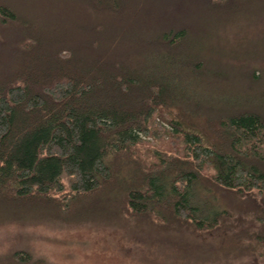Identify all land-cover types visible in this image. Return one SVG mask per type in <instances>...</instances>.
<instances>
[{
    "label": "trees",
    "instance_id": "1",
    "mask_svg": "<svg viewBox=\"0 0 264 264\" xmlns=\"http://www.w3.org/2000/svg\"><path fill=\"white\" fill-rule=\"evenodd\" d=\"M228 29L256 50L205 42ZM3 43L0 225L124 214L264 244L244 225L264 224V0H0Z\"/></svg>",
    "mask_w": 264,
    "mask_h": 264
},
{
    "label": "rangeland",
    "instance_id": "2",
    "mask_svg": "<svg viewBox=\"0 0 264 264\" xmlns=\"http://www.w3.org/2000/svg\"><path fill=\"white\" fill-rule=\"evenodd\" d=\"M197 5L194 2L188 6ZM158 10V7L157 10L155 7L150 9L152 18H147L151 19L150 24L156 20L155 12ZM162 11L163 19L173 15L168 14L169 6L163 7ZM201 25L206 26V22L202 21ZM248 27H245L244 33H250L247 40H253V27ZM230 31L228 35L231 38H227V42L220 32H217L215 40L205 42L213 44L221 54H227V57L241 58L256 50H252L250 41L242 42L245 35L242 37L241 30L238 34L234 33V36ZM9 50V45L4 44L0 47V54L4 55ZM260 54L263 55V52ZM3 60L0 59V62ZM126 217L122 214L112 219L104 217L97 221L92 219L64 224L0 225V258L13 250L24 249L53 264H264V244L257 243L254 249L234 245L232 236L238 232L223 233L225 238L222 234L209 237L203 234L184 236L185 232L182 236L179 232L157 229L143 219L128 221ZM244 225L250 230L264 232V224L258 221H246ZM185 240L191 247L190 250L187 247L180 248V243H185Z\"/></svg>",
    "mask_w": 264,
    "mask_h": 264
}]
</instances>
